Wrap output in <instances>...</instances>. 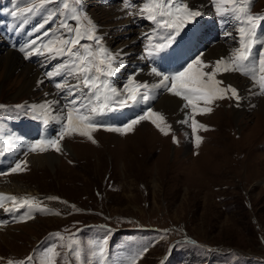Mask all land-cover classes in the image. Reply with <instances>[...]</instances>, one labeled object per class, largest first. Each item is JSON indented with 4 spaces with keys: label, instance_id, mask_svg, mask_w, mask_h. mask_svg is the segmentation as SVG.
Returning <instances> with one entry per match:
<instances>
[{
    "label": "rangeland",
    "instance_id": "obj_1",
    "mask_svg": "<svg viewBox=\"0 0 264 264\" xmlns=\"http://www.w3.org/2000/svg\"><path fill=\"white\" fill-rule=\"evenodd\" d=\"M46 1L0 0V4L18 12L21 8H32L34 2L40 5L45 3L39 14H47V9L54 11L53 14L56 10L60 19L54 17L55 21L64 18L67 13L64 9H67L77 20L76 30L78 28L81 32V40L84 41L88 39L89 29L95 26L89 17L92 14L106 35L102 36L97 31L98 26L95 33L105 39L108 33L109 39L114 41L110 44L114 51L117 52L116 45L127 43L125 50L135 51L129 54L130 57L138 55L140 51L145 52L143 47L148 45V38H151L149 29L154 26V21L148 18L144 20L146 13L140 11L147 0ZM187 2L174 0V6ZM65 3L68 4L67 8L64 7ZM263 7L264 0H256L253 9ZM29 13L20 12V15L27 17ZM211 16L213 13L208 14V17ZM171 31L164 27L160 34L152 35L154 45L166 43V35ZM182 33L180 30L177 36ZM136 37L134 49L131 43ZM219 42L231 44V39ZM97 48H100L98 44ZM7 50L15 52L3 47L0 56ZM173 52L174 49H169L166 57ZM259 55L254 56L256 63ZM185 57L183 55L181 58ZM201 58L206 59L204 55ZM144 59L148 60L147 55ZM216 61L214 58L213 62ZM211 62L206 60L207 64L214 65ZM25 63L33 65L28 61ZM127 65L133 68L130 62ZM22 66L5 72L0 58V118L15 113L12 108L17 105L16 101L28 97L39 98L41 106L50 105L46 110L40 107V117L47 125V114L58 112L57 98L62 100L64 94L56 87L59 79L48 78L31 93L29 90L21 91L22 82L21 86L19 82L13 86V81L15 77L24 75ZM179 67L180 60L176 69L179 70ZM232 73L239 83L248 77L239 72ZM218 74L217 77L224 78L225 72ZM111 79L113 84H118L119 76L116 73L112 74ZM246 83L248 89L261 93L253 81ZM222 85L226 87L224 83ZM43 89L51 90L52 94L44 96ZM259 93H252V96H262ZM70 97H74V93ZM160 98L154 103L156 108L146 107L143 112L151 108L164 112L158 104ZM120 101L111 102L108 119L112 120V111L122 108ZM259 103L260 100H257V105L250 107L243 97L239 101L228 98L223 99L210 113H200L207 130L203 128L200 131L204 136H197L200 137L199 143L195 138L193 149L191 133L185 136L180 132L181 140H184L181 144L174 143L172 133L165 135L147 121L134 125L132 131L120 134L106 130L115 128L110 124L96 123L99 126L91 132L92 139L79 132L59 138L66 126L64 119L61 122L54 119L56 124L53 123L51 134L44 132L39 137L34 135L36 128L32 122L10 124L3 134L0 133V190L6 192L0 191V194L36 198L45 211L24 207L18 211L11 210L16 213L7 217L8 211L4 208L7 200L3 202L0 264H8L10 260L14 264H21L22 256L24 264H44L51 248H55L59 254L54 257L55 264H124L139 252V247L150 242L151 230L158 224L171 225V229L175 227L173 233L184 228L183 236L176 240L174 248L170 250L167 263L264 264V120L256 109ZM201 104L206 106L203 102ZM21 105L24 106L25 101ZM234 109H240L241 113L236 116ZM7 116L10 115L4 118ZM167 122L172 121L168 119ZM178 123L172 122V128L178 130L184 126L181 121ZM152 133L156 141L149 138ZM49 139L58 140L59 152L52 147L44 152L31 150V145ZM149 139L150 142L147 141ZM9 144L16 149L14 154H8ZM51 152L58 156L53 168H38L32 164L33 154ZM21 163L23 170L13 172L12 169ZM16 186L23 189L18 190ZM9 206L11 209L12 202H9ZM29 212L31 218H25ZM108 225L113 226L109 231ZM188 236L192 239L189 240ZM104 241L107 243L104 244ZM100 246L104 248L103 257L98 255ZM167 247L165 242L156 244L137 264H158L164 258Z\"/></svg>",
    "mask_w": 264,
    "mask_h": 264
},
{
    "label": "snow or ice",
    "instance_id": "obj_2",
    "mask_svg": "<svg viewBox=\"0 0 264 264\" xmlns=\"http://www.w3.org/2000/svg\"><path fill=\"white\" fill-rule=\"evenodd\" d=\"M212 3L215 7L216 15L220 17H231L240 25L237 29L239 46L232 50L231 56L217 60L214 65L207 64L198 57L189 63L183 71L177 72L172 76L163 75L161 72L157 71L156 68L151 69L154 75L162 76L160 86L165 87L172 95L183 100L185 102L183 108H191L194 114L198 112H211L212 109L210 107L201 108V102L205 105H210L217 100H223L225 98H234L239 101L240 97L236 88L231 85L221 87L223 81L216 78L218 73L231 71L248 75L259 87L261 94H264V52L260 53L259 60L256 64L251 63L253 47L257 44L264 45V40H261L258 35V29L261 22H264V16L253 15L251 13V0H212ZM64 7L67 8L68 4L65 3ZM20 11L21 14H23L24 12H31L32 8L22 9ZM140 11L141 13H147V18L149 20L172 30L167 36L166 43L150 46L149 56H152L154 51L159 52L165 47L170 46L186 23L194 22L197 17L202 15L201 11L190 9L186 3L175 4L174 6V0H148ZM10 15L16 17L17 11H11ZM158 17L160 18L159 20ZM165 17H167V19H164ZM43 26V24L40 25L41 28H43ZM63 27L67 28L68 25L65 24ZM72 31H75V36L73 38L49 40L47 44L42 46L43 49L49 53L54 52L56 55L74 57L69 63L62 67H58L55 72H49L46 75L49 77L60 75L62 71L69 69L71 74L82 77L81 82L85 86L91 88L94 94L99 93V95H96V106L90 107L88 105H81V107L87 110V114L81 112L80 108L75 107L68 112L67 124L64 130L61 131L59 137L63 138L66 134L79 132L80 135H85L88 136L89 139H92L91 132L95 131L99 126L94 122V114L101 113L108 106L107 92L116 93L115 89L109 87L106 80H100L101 76H111L115 73L116 68L113 67V63L116 57L108 53L102 46L95 52L91 51L90 48H85L84 54H81L79 51H74L73 49L79 44L80 39L83 37L79 30ZM94 33L95 26H92L89 29L87 38L99 43V38L96 37ZM35 43L36 41L31 42L33 45ZM20 51L25 54V57H30L33 54H44L41 48H34L26 51V49L22 47ZM93 72L96 74L94 77L92 75ZM97 81H99V83ZM56 87L62 90L65 85L57 83ZM148 88V84H138L135 83V81H131L126 88L128 93L127 99L121 100L119 103L124 105L128 100L136 102L138 97L147 101L149 99L147 94ZM141 89L145 90L143 94H141ZM229 93L230 96L228 95ZM101 96H103V101L101 100ZM71 103L76 104L77 101L73 100ZM41 108L46 110L50 108V105H42ZM33 111H35V109H33ZM146 119L151 120L161 132L168 135L170 125H166L165 117L161 113L154 112L151 109H149L145 115L133 120L124 128H107L106 130L119 132L132 131L134 125ZM189 120H192L191 127L193 132L198 128H205L204 125L198 124L192 116H189V118L182 121V123L187 124ZM162 125L165 126L162 127ZM205 130L207 129L205 128ZM196 139L199 143L200 137ZM174 142L178 143V140L174 139ZM93 143H95V140H93ZM49 147L54 148L57 152L61 150L58 140L51 139L38 141L31 145V150L44 152L47 151ZM21 170L23 169L20 164H17L16 167L12 169L13 172ZM49 199L57 198L50 197ZM4 200L12 202L13 206L9 210L18 211L24 207H28L29 209L35 207L37 210L45 211L40 208L36 198L6 197L0 194V207H3ZM25 218H31L30 212ZM106 243L107 241H104V244ZM57 255L59 254L56 253L55 248L49 249L44 264H55L54 257ZM98 255L103 257V246H100ZM8 264H14V262L10 260ZM130 264H135V258L131 260Z\"/></svg>",
    "mask_w": 264,
    "mask_h": 264
},
{
    "label": "bare ground",
    "instance_id": "obj_3",
    "mask_svg": "<svg viewBox=\"0 0 264 264\" xmlns=\"http://www.w3.org/2000/svg\"><path fill=\"white\" fill-rule=\"evenodd\" d=\"M146 2H148V0ZM192 2H193L192 4L194 6H196L197 9H200V8H204L203 5L205 4L206 0H193ZM116 9L119 11V9L117 7H116ZM127 22H129V20ZM99 30L102 31V32H104V28L101 27V26H99ZM105 35H106V33H105ZM108 36H109V34L107 33L106 39L108 41V45L110 46V44L112 42H114V41H112L111 39H109ZM136 40H137V37L134 38V41L131 43V46L134 47V48H135V45H136V44H134V43H136ZM190 44L191 43H189L188 47L190 46ZM126 45H127V43H124V45L123 44L116 45L117 54L118 53H120V54H123L124 53L125 54L127 52L125 50V48H124ZM228 47H231V44H227V43H224V42H219V43H217L214 46L213 45H209L207 51L205 53H203V55H204V57L206 59L203 58L204 59L203 60L201 57H199V58H201L205 63H206V60H210V61H212L211 62L212 64H215L213 62V59L216 56H218V58H223L222 53H227ZM2 48L3 47H0V52L2 51ZM170 54L171 53H169L168 55H170ZM203 55H202V57H203ZM0 58H1V62L4 63L5 72L6 71L7 72H10L13 69H15L16 67L23 65L22 66L23 67L22 68V72L24 74L23 75L24 77L22 75H19L18 77H15V79L13 81V83H14L13 86H15V84H17L18 82L20 83L19 85L21 86V82H22L23 85H22V87H20V90L21 91H24V92H28V90H29V93H31L32 91H35V90H38L39 89L38 88L39 87L38 82L41 80V77H42V75L40 73V70L37 69L36 67H34L31 64L25 63V60L21 58V55L18 52H16V51L14 52V51H11V50H7V51H4L1 54ZM187 61H188L187 57L180 59V67H179V70H181V69H183V68L186 67V62ZM3 70H4V68H3ZM22 72L20 74H22ZM218 75H220V74H218ZM235 76L236 75L234 73H232L231 71L230 72H225V75H223V77H224V79L226 81H230V83H232V84H234V83H237L238 84L237 86H239L240 89H241V93L243 95L242 97H243L244 101L248 102V104H249L250 107L256 106L257 105V100H260L259 108H256V109H258V113L261 114L260 117L262 118V120H264V95H262V96H259L258 95L259 97L252 96L251 90L248 89V87H247L248 84L246 83V80H243V81H241L242 83H239L238 80L236 81L234 79ZM239 80H240V78H239ZM244 81H245V84H244ZM43 92H44V96H46V95H48V94L51 93V90H49V89H43ZM160 97L161 98H160L158 104L160 103V106L164 110V113L166 114L167 118L170 121H172L173 124L180 122L179 119L182 117V113H184L186 111V109L183 108V104L184 103L181 101V99H179L178 97H176V96H174V95H172L170 93L162 94ZM43 102H45V101H43ZM55 106H57V105H55ZM239 110L240 109H234L233 110V113H235V115L238 116L241 113V111H239ZM260 114H258V115H260ZM149 138H152L153 141H154V139H155L154 138V134L152 133L149 136ZM147 141L150 142V139L147 140ZM155 141H156V139H155ZM15 151H16L15 148H10L9 147V149H8V152L9 153H13ZM31 153H33V152H31ZM57 160H58V156L55 153L53 154L52 152L51 153L44 154V155L33 154L31 156L32 164L35 165V167H38V168H47V167L53 168L55 166V163H56ZM21 189H23V188H20V187L18 188V190H21ZM1 192H5V191H1ZM0 216L1 217H4V209H2L1 207H0Z\"/></svg>",
    "mask_w": 264,
    "mask_h": 264
}]
</instances>
